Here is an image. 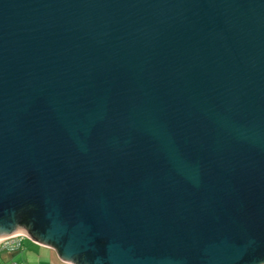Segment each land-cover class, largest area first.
Masks as SVG:
<instances>
[{
    "label": "water",
    "instance_id": "95a60500",
    "mask_svg": "<svg viewBox=\"0 0 264 264\" xmlns=\"http://www.w3.org/2000/svg\"><path fill=\"white\" fill-rule=\"evenodd\" d=\"M18 234L73 264H264V0H0Z\"/></svg>",
    "mask_w": 264,
    "mask_h": 264
},
{
    "label": "crops",
    "instance_id": "0c3cea01",
    "mask_svg": "<svg viewBox=\"0 0 264 264\" xmlns=\"http://www.w3.org/2000/svg\"><path fill=\"white\" fill-rule=\"evenodd\" d=\"M16 251L13 261L19 264H73L62 260L54 247L38 243L27 235L23 237L22 247Z\"/></svg>",
    "mask_w": 264,
    "mask_h": 264
},
{
    "label": "trees",
    "instance_id": "16d2710c",
    "mask_svg": "<svg viewBox=\"0 0 264 264\" xmlns=\"http://www.w3.org/2000/svg\"><path fill=\"white\" fill-rule=\"evenodd\" d=\"M34 210L35 208L33 206H29L25 210H22L19 213L21 222L25 224H29L33 222L32 214ZM22 241H23V237H18V238L11 239L5 242L4 244L0 245V263L2 262L3 258H5V260L9 264H19L13 261V255L16 250L22 247Z\"/></svg>",
    "mask_w": 264,
    "mask_h": 264
},
{
    "label": "rangeland",
    "instance_id": "374dc122",
    "mask_svg": "<svg viewBox=\"0 0 264 264\" xmlns=\"http://www.w3.org/2000/svg\"><path fill=\"white\" fill-rule=\"evenodd\" d=\"M24 235L25 234H18V235H16V237L15 238H18V237H24ZM10 239H6V240H3V241H0V245H2V244H4L5 242H7V241H9ZM16 253H17V251H16ZM0 264H9V263H7V261L5 260V258H3V260H2V262L0 263Z\"/></svg>",
    "mask_w": 264,
    "mask_h": 264
},
{
    "label": "clouds",
    "instance_id": "9594fccd",
    "mask_svg": "<svg viewBox=\"0 0 264 264\" xmlns=\"http://www.w3.org/2000/svg\"><path fill=\"white\" fill-rule=\"evenodd\" d=\"M14 239V238H13ZM11 240V239H10Z\"/></svg>",
    "mask_w": 264,
    "mask_h": 264
}]
</instances>
